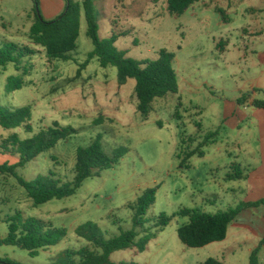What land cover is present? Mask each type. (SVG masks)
Here are the masks:
<instances>
[{"label":"rangeland","instance_id":"rangeland-1","mask_svg":"<svg viewBox=\"0 0 264 264\" xmlns=\"http://www.w3.org/2000/svg\"><path fill=\"white\" fill-rule=\"evenodd\" d=\"M143 1L142 7L146 8L147 14L135 17V7L129 1H117L106 7L104 0H96L100 36L109 37L113 31L122 34L116 44L117 49L128 52L127 56L136 61L155 60L162 50L173 53L179 59L174 65L178 81L183 84V77H187L202 87L198 96L184 94L180 99L179 95L170 94L156 99L148 120L143 119L138 111L135 80L119 86L116 68H102L99 61L93 59L83 75L76 77L79 66L94 50L84 17L81 19L78 50L73 53L75 61H49L42 49L30 40V22L24 13L33 12L36 7L34 0H0V50L15 44L37 51L22 61L24 70L26 68L30 72L27 77L23 76L24 70L17 71L13 64L5 69L0 67V107L17 110L31 106L33 132H27L25 128L5 130L0 127V133L3 138L18 134L22 140H27L54 127L55 123L77 131L72 139L60 142L18 169V177L32 182L40 175L53 173L64 183L72 182L77 150L89 147L98 135H102L108 155L112 156L119 148L127 151L112 169L86 180L74 195L38 207L19 185L18 177L0 175L1 239L8 236V219L19 212L26 219L34 218L67 231V237L61 244L40 251L37 257H31L21 248L4 246L0 248L1 259L17 264H55L67 250L91 247L76 235L77 228L87 223L97 226L108 239L131 231L134 229V212L128 205L136 202L145 190L153 188L157 191L156 202L146 215L149 223L138 230V241L147 233L156 234V238L144 253L135 250L116 252L112 256L114 262L205 264L211 258L221 261L226 256L227 264H250L251 250L262 241L257 230L244 229L240 236H233L238 230L236 226L231 227L226 243H214L198 249L186 247L178 236V230L189 223L188 218L179 215L181 210L216 214L235 209L252 198L244 181H228L227 176L232 172L233 164L241 165L245 174L260 166L259 133L253 123H257L254 118L246 121L245 132L239 137L238 132L223 127L217 138L219 143L203 148V158L195 155L182 164L178 157L181 151L189 152L199 147V144L184 142L191 136H197V127L203 125L204 140L209 130L222 124L227 109L219 88L227 89L224 94L233 100L231 92L245 85L254 74V68L244 61L242 55L245 52L242 41L245 20L243 17H231V32L226 38L231 40L228 63L219 61L220 51L213 56L209 52L205 54L211 57L212 64L201 63L199 70L195 71L185 65V60L200 54L194 44L197 33L180 29L182 21L169 16L163 0L157 3ZM103 8L110 13V19L101 14ZM152 12L157 15L153 16ZM113 20L116 23H112ZM4 22L8 24L6 27ZM257 54L263 56L261 67L257 68L261 81L256 93L258 100H264V47ZM12 77H24L26 84L21 90L7 94L6 86ZM205 82L208 85L204 88ZM215 94L220 99L213 98ZM189 101H193V105ZM180 102L182 107H179ZM99 118L103 119L100 124L96 123ZM249 127L253 132L248 131ZM237 140L241 141L240 149L236 148ZM252 152L255 157L251 156ZM163 214L172 221L160 231L156 225ZM244 217L261 223L264 207L251 209L244 213ZM259 257L260 264H264V246Z\"/></svg>","mask_w":264,"mask_h":264},{"label":"trees","instance_id":"trees-1","mask_svg":"<svg viewBox=\"0 0 264 264\" xmlns=\"http://www.w3.org/2000/svg\"><path fill=\"white\" fill-rule=\"evenodd\" d=\"M200 0H168V11L174 16H181L192 5ZM36 7L33 11V25L30 31V40L33 45L40 47L49 61H75L73 53L78 50V39L81 31V17L85 14L87 22V35L94 45V50L88 59L79 66L77 76L89 66L93 59H97L102 68L114 67L118 71V84L125 86L129 80H135V94L138 99V111L143 119L148 120L153 112L156 99L166 98L170 94L179 93L178 75L174 68L175 55L162 50L155 60L136 61L127 56V53L116 47L119 35L108 38L100 36V27L97 20L95 0H64L66 7L62 15L52 21H47L41 15L40 1L34 0ZM36 50L15 44L4 46L0 50V67L5 69L10 64L16 66L17 71L24 70L23 60L32 57ZM33 69V66L30 67ZM29 71L25 68L23 76L27 77ZM24 77L10 78L7 94L21 90L26 82ZM249 94L242 95L238 102L243 104ZM253 106L264 110V100H256ZM32 107H23L17 110L0 107V127L5 130L25 128L33 132L31 127ZM103 121L99 118L96 123ZM77 131L72 127H61L55 123L54 127L42 130L32 138L22 140L18 134L2 138L0 154L18 158V162L0 164V175L6 174L18 177V169L36 160L55 148L60 142L72 139ZM218 132L208 133L202 144L195 150L181 151L179 159L186 164L195 155L204 157L203 148L216 141ZM184 142H186L184 140ZM127 154L125 148L117 149L112 156L108 155L103 147V137L97 138L87 148H79L76 154L74 168L75 178L70 183H64L55 174L40 175L29 182L18 177L34 206L38 207L53 200H61L74 195L82 184L91 178L98 177L103 171L112 169ZM232 172L228 174V181H238L245 178L240 165H233ZM156 189H147L136 200L128 205L134 212L131 231L122 232L119 236L108 239L92 223L77 228L76 235L90 243L91 247L67 250L59 256L55 264H126L116 263L112 256L116 252L135 250L139 253L147 251L149 244L156 238V234L147 233L138 241L140 228L149 223L146 215L155 204ZM264 207V198L256 202H243L235 209L216 214H207L199 210L183 209L179 215L189 219V223L178 230L180 241L188 248H204L227 239L229 228L237 217L244 211ZM172 219L163 214L156 227L163 231ZM8 236L0 238V248L4 246L18 247L27 251L31 257H37L40 251L58 246L67 237L65 229L54 228L34 218L26 219L22 213H16L8 219ZM264 246V238L259 247L250 256V264H260V250ZM0 264H17L8 259H1ZM205 264H225L218 259L211 258Z\"/></svg>","mask_w":264,"mask_h":264},{"label":"crops","instance_id":"crops-1","mask_svg":"<svg viewBox=\"0 0 264 264\" xmlns=\"http://www.w3.org/2000/svg\"><path fill=\"white\" fill-rule=\"evenodd\" d=\"M96 1V0H95ZM125 3L130 2L132 6H134L135 17H141L147 14L146 8L142 7L144 3L143 0H104L105 6L110 7L111 3L115 2ZM150 3H157L160 0H146ZM164 5L166 6V10L171 18H176V20L182 21L180 23L179 28L187 31L195 32L198 35V38L194 41L196 50L200 52L199 55L192 57L191 59L185 60V65H188L190 68L199 70L198 67L201 63H210L211 57L206 55L205 53H209L213 56L215 53L220 51L219 61L228 63V45H231V40L226 38L231 32V25L233 23L232 16L235 17H243L245 20L244 29H243V47L244 53L243 58L244 61H247L251 68H254L253 76H250L245 85L239 87L232 91L231 94L234 97L233 100L228 98L224 93H226L227 89L224 87L219 88V92L222 94V100L226 106V115L222 124L214 126V130H209V133L218 132L220 137L221 130L223 127L227 129H231L235 132H238V136L242 135L245 130L244 127L246 125V121L251 117L257 121L255 124L256 130L259 133L258 143L260 147V166L253 168L248 174H245V178L238 181H244L248 188L251 190L252 198L247 202H256L262 198H264V110L257 109L253 106L254 101L257 99V90L261 81V74L257 71V68L261 67L262 64V54H256L261 47H264V0H200L198 3L192 5L188 8L184 14L181 16H174L170 14L168 11V0H163ZM41 5V15L47 21H52L58 18L65 11L66 4L64 0H40ZM34 11V10H32ZM101 14L106 18L110 19V13H107L106 8L101 10ZM151 12V10H150ZM132 13V15H133ZM153 16L157 15L156 12ZM33 12H25L24 15L28 18L30 22V29L33 25ZM97 15V11H96ZM248 16V18H245ZM85 18V14L82 13V18ZM86 19V18H85ZM112 23H116L115 20ZM5 27L8 25L4 22ZM10 26V25H9ZM119 35L117 43L119 39L123 36L120 33H116L113 31L112 35ZM109 36V37H111ZM108 38V37H105ZM116 43V44H117ZM43 51V50H42ZM44 53V52H43ZM128 55V52H126ZM45 54V53H44ZM175 55V54H174ZM179 59L178 56L175 55L174 65H177ZM251 73V71H250ZM257 73V74H255ZM83 75V72H82ZM81 75V76H82ZM178 75V71H177ZM256 75V76H255ZM191 76V74H190ZM208 84L205 82L203 84L204 88ZM201 86H199L195 81H189L187 77H183V84L179 80V93L177 95L180 96V99H183L185 95H199L201 93ZM251 91L252 95H251ZM237 93H240V96H236ZM249 94L248 99L243 103L239 104L238 100L242 95ZM216 95V94H215ZM212 96L213 98L220 97ZM123 99L121 100L122 103ZM190 105H193V101H189ZM122 105V104H121ZM183 104L180 102L179 107H182ZM196 109H200V107H195ZM198 125V124H196ZM249 126H251L249 124ZM203 125L197 127L196 135L191 136L186 142L191 144H202L203 143ZM248 131L253 132L252 127H249ZM0 139L3 138V134L0 133ZM207 135V134H206ZM230 139V138H229ZM235 139V138H234ZM218 140L209 146H214L218 144ZM236 148L240 149L241 141L237 140ZM251 149V145H248ZM251 156L255 157V154L250 153ZM11 158L10 160L7 158ZM18 162V158L12 156H5L0 154V164L9 163L15 164ZM237 165V164H233ZM232 165V166H233ZM241 166V165H240ZM232 168V167H231ZM243 169V167L241 166ZM244 171V170H243ZM245 172V171H244ZM251 210V209H249ZM246 210L242 214H240L237 219L233 222L231 227H237L238 231H235L233 236H240L244 232V229L249 230H257L259 232V236L261 235L262 240L264 238V217L261 223H257L254 219H248L244 217V213L249 211ZM230 227V228H231ZM230 228L228 232L227 239L221 244L226 243L230 238ZM261 243V242H260ZM260 245V244H259ZM259 245L251 250L252 252L259 247ZM250 254V256H251ZM225 255V254H224ZM223 263L227 264L226 256H223Z\"/></svg>","mask_w":264,"mask_h":264}]
</instances>
